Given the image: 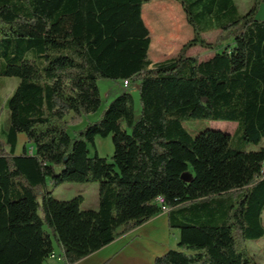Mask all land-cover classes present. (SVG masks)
Segmentation results:
<instances>
[{
    "label": "trees",
    "instance_id": "obj_1",
    "mask_svg": "<svg viewBox=\"0 0 264 264\" xmlns=\"http://www.w3.org/2000/svg\"><path fill=\"white\" fill-rule=\"evenodd\" d=\"M152 1L0 0V76L20 79L0 142V264H43L56 244L74 264L163 205L180 241L156 264H259L247 242L264 237V147L234 148L211 128L193 136L184 123L236 122L246 146L264 140L260 0L245 13L235 0H175L194 36L158 62L143 18ZM208 31H218L214 42ZM196 46L223 48L202 60L188 55ZM102 78L138 90L139 117L124 90L71 135L70 124L99 111ZM110 135L112 161L92 156ZM66 182H98V208L83 209L81 194L56 198Z\"/></svg>",
    "mask_w": 264,
    "mask_h": 264
},
{
    "label": "rangeland",
    "instance_id": "obj_2",
    "mask_svg": "<svg viewBox=\"0 0 264 264\" xmlns=\"http://www.w3.org/2000/svg\"><path fill=\"white\" fill-rule=\"evenodd\" d=\"M235 1L237 2L240 13H245L252 7L255 0ZM158 4L164 5L159 7L157 6ZM143 13H145V23L151 33L152 42L149 49V56L153 62L175 57L182 46L194 36L193 28L187 22L182 6L175 0H153L143 6ZM257 17L264 20V0H260ZM217 35L218 31H208L203 33V37L209 42H214ZM222 48L223 47L219 46L217 47V50H212L196 46L188 51V55L204 60ZM19 81L20 79L18 77L0 76V142H3L6 139V132L8 131L10 123V109L7 100L17 88ZM98 85L102 95V105L99 111L92 114H85L81 117L78 123L70 124L68 132L71 135H74L76 130L85 127L90 121L97 120L108 104L124 90L132 93L134 97L136 117H139L141 113V104L139 92L136 88H126L122 80L115 81L107 78L100 79ZM184 124L193 136L206 128L222 130L230 133L232 136L231 144L237 149L249 150L264 147V140L260 145L246 146L242 142V132L237 131L238 124L236 122L191 119L185 121ZM26 141V135L21 133L17 145V153L22 152L24 145H26ZM28 150L33 151V147H30L29 144ZM90 152L92 156L98 152L100 156L107 157L109 161H112V155L114 152L112 136H98L96 138V145L90 146ZM99 189L100 184L98 182H66L54 191V196L58 199L69 200L81 194L84 196V202L82 203L83 209H97L99 204ZM247 245L250 253L258 263L264 264V237L256 241H248ZM55 248L58 253L59 250L57 244ZM174 248H178V245L175 244Z\"/></svg>",
    "mask_w": 264,
    "mask_h": 264
},
{
    "label": "crops",
    "instance_id": "obj_3",
    "mask_svg": "<svg viewBox=\"0 0 264 264\" xmlns=\"http://www.w3.org/2000/svg\"><path fill=\"white\" fill-rule=\"evenodd\" d=\"M143 18L146 20L145 13ZM29 146L33 147L31 144ZM179 241L180 231L169 227L168 212H162L74 264H156V258L174 249ZM57 247L59 252L56 253L62 254L60 247ZM61 261L49 258L43 264H68Z\"/></svg>",
    "mask_w": 264,
    "mask_h": 264
},
{
    "label": "built area",
    "instance_id": "obj_4",
    "mask_svg": "<svg viewBox=\"0 0 264 264\" xmlns=\"http://www.w3.org/2000/svg\"><path fill=\"white\" fill-rule=\"evenodd\" d=\"M129 85L130 84H129L128 81H124V86L126 88L129 87ZM158 200H159L160 203H162V204L164 203V199L162 197H159ZM168 210H169V208L167 206H165V205L162 206V211L163 212H167ZM52 259L63 260V256H62V254L55 253V256H53Z\"/></svg>",
    "mask_w": 264,
    "mask_h": 264
},
{
    "label": "bare ground",
    "instance_id": "obj_5",
    "mask_svg": "<svg viewBox=\"0 0 264 264\" xmlns=\"http://www.w3.org/2000/svg\"><path fill=\"white\" fill-rule=\"evenodd\" d=\"M53 256H54V255H52V257H51V258H53Z\"/></svg>",
    "mask_w": 264,
    "mask_h": 264
}]
</instances>
